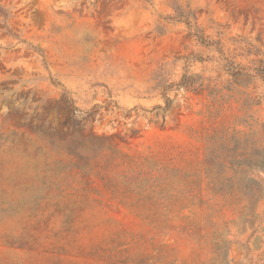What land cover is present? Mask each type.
I'll use <instances>...</instances> for the list:
<instances>
[{
  "label": "rangeland",
  "instance_id": "rangeland-1",
  "mask_svg": "<svg viewBox=\"0 0 264 264\" xmlns=\"http://www.w3.org/2000/svg\"><path fill=\"white\" fill-rule=\"evenodd\" d=\"M0 264H264V0H0Z\"/></svg>",
  "mask_w": 264,
  "mask_h": 264
}]
</instances>
